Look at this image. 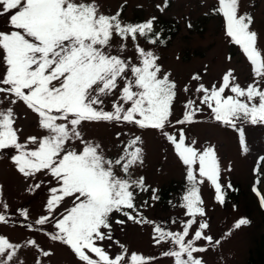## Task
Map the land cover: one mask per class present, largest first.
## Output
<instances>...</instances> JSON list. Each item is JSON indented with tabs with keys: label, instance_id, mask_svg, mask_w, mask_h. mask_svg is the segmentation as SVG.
<instances>
[{
	"label": "snow or ice",
	"instance_id": "1",
	"mask_svg": "<svg viewBox=\"0 0 264 264\" xmlns=\"http://www.w3.org/2000/svg\"><path fill=\"white\" fill-rule=\"evenodd\" d=\"M167 6L164 0L157 7L164 11ZM124 7L121 3L115 13L106 14L97 0H0V18L6 17L8 25L0 30V152L14 151L11 161L31 181L29 193L42 188L47 192L34 221L28 208L12 210L0 200V225L14 222V216L31 221L24 225L28 231L67 246L77 264H153L155 257H129L115 240L114 226L122 229L132 222L150 226L156 245H169L161 255L172 264H207L204 254L222 247L223 240L210 234L201 186L207 182L214 201L225 206L226 188L232 185L221 182L215 148L188 142L185 128L177 125L195 123L206 108L212 120L238 133L242 152H248L243 126L264 125V49L252 30L254 18L241 13L240 0H216L213 11L223 19L228 42L250 64L252 82L242 87L232 69L210 86L193 74L190 79L197 82L194 92L199 95L186 99L182 117L173 120L178 85L159 63L160 56L140 42L164 43L155 30L157 18L126 22ZM182 91L188 93L190 86L185 84ZM20 103L35 115L41 133L23 141V129L16 126L15 106ZM95 123L131 127L117 131L116 142L106 148L86 136L85 126ZM131 128L156 130L185 166L186 188L178 206L187 219L179 221L178 231L141 211L160 197L143 175H134L144 164V142ZM256 165L257 175H264V156ZM258 183L264 187V181ZM149 191L150 199L138 202V194ZM253 191L264 208V196L256 187ZM248 224L240 218L232 229ZM230 235L223 233V238ZM114 245L119 251L110 253ZM26 249L35 252L33 264H45L54 255L35 238L12 242L0 234V264H25L20 252Z\"/></svg>",
	"mask_w": 264,
	"mask_h": 264
},
{
	"label": "rangeland",
	"instance_id": "2",
	"mask_svg": "<svg viewBox=\"0 0 264 264\" xmlns=\"http://www.w3.org/2000/svg\"><path fill=\"white\" fill-rule=\"evenodd\" d=\"M100 11L115 13L121 3L125 5L122 18L126 22L140 23L155 16V30L160 33L163 44L155 46L141 45L160 56L159 63L166 71L172 73V79L178 85V98L174 104L173 120L182 117V105L186 99H197L194 92L197 82L191 81L193 74H199L201 83L210 86L217 83L222 74L232 69L237 83L246 87L252 82L250 64L238 46L230 44L224 35L223 19L213 8L216 0H168V6L160 11L164 0H97ZM240 11L248 12L254 18L252 30L259 34V47L264 49V0H240ZM191 24L189 28L187 25ZM8 28L7 18H0V30ZM131 54V53H129ZM231 59H228V58ZM190 86L184 93L183 86ZM198 103V100H197ZM18 115L16 126L22 128L21 140L28 135H39L36 117L22 103L15 106ZM131 126H114L106 123L88 124L86 136L101 142L106 148H112L117 131L127 132ZM184 127L188 142L195 140L199 148L213 146L220 163L221 182L226 188V205L220 206L214 201V190L206 182L201 186V196L205 202L207 217L211 224V235L223 240L222 247L204 254L207 264H260L264 261L261 245L264 236V209L260 206L259 197L253 191L255 187V165L260 156H264V125H244L245 140L248 152L244 153L239 144L238 133L215 122L205 108L196 117V122ZM131 131L143 139L144 164L137 168L134 175H143L146 183L158 189L160 199L151 202V207L141 211L149 219L171 230H179L180 220L187 219L184 210L178 205L186 188L185 166L179 161L172 147L156 130ZM170 131H175L171 129ZM13 150L0 152V200L6 201L10 209L25 207L30 210L31 221L42 212L46 200V188L29 193L28 183L20 175L11 155ZM112 154V153H109ZM230 169V170H229ZM264 181V180H262ZM257 190L264 196L261 184ZM164 194V196H162ZM151 192L138 194V202L149 200ZM171 201V203H169ZM70 203V202H69ZM68 206V205H65ZM240 218L249 220L247 226L233 230L232 225ZM175 220L177 224H172ZM23 221L14 216V222L0 225V234L6 235L12 242H23L25 238H35L46 250L54 255L45 258V264H77L74 254L67 246L50 241L42 233L30 232ZM35 227V226H34ZM50 230V226H45ZM114 238L123 244L128 256L132 253L145 257H155L153 264H172L170 258L161 253L169 245H156L151 237L150 226H139L127 222L124 226H114ZM231 232L227 238L223 233ZM110 253L119 251V245L108 249ZM264 254V253H263ZM21 258L25 264H33L35 252L32 249L22 250Z\"/></svg>",
	"mask_w": 264,
	"mask_h": 264
},
{
	"label": "trees",
	"instance_id": "3",
	"mask_svg": "<svg viewBox=\"0 0 264 264\" xmlns=\"http://www.w3.org/2000/svg\"><path fill=\"white\" fill-rule=\"evenodd\" d=\"M256 167H257V165H255V168H256ZM255 175H256V178H255V187L257 188V187L260 185V183H258V181H262V180H264V175H260V176H258L256 171H255ZM164 194H165V193H163L162 196H164ZM259 199H260V197H259ZM226 200H227V199H226ZM263 209H264V208H263ZM261 251H262V255L264 256V254H263V253H264V236H263V238H262ZM248 264H251V261H250ZM260 264H264V261H261Z\"/></svg>",
	"mask_w": 264,
	"mask_h": 264
}]
</instances>
